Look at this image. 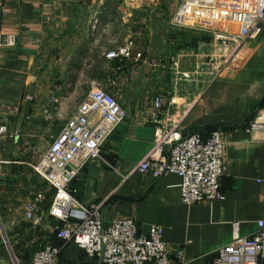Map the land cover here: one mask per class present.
Segmentation results:
<instances>
[{
  "label": "crops",
  "instance_id": "obj_1",
  "mask_svg": "<svg viewBox=\"0 0 264 264\" xmlns=\"http://www.w3.org/2000/svg\"><path fill=\"white\" fill-rule=\"evenodd\" d=\"M150 1L164 6L163 0H0V127L8 130L0 133V264H30L49 244L61 247L60 264H98L57 235L61 222L49 214L54 190L34 166L87 95L88 82L102 80L112 79L113 95L128 116L103 145V158L89 161L70 183L77 199L102 202L106 222L131 218L142 234L161 226L169 248L182 250L171 264H212L233 239L235 222L241 235L258 230L264 219V130L245 126L264 106V20L255 37L235 50L223 48V66L190 98L168 88L170 40L158 42L151 29L137 30L140 9ZM126 44L130 57L106 56ZM95 65L99 71L91 77ZM140 81L148 88H135ZM156 95L163 98L158 116ZM173 121L183 136L221 131L228 166L223 199L184 204L178 174L155 178L138 170L154 147L156 128ZM37 194L43 198L28 218L26 204Z\"/></svg>",
  "mask_w": 264,
  "mask_h": 264
},
{
  "label": "built area",
  "instance_id": "obj_2",
  "mask_svg": "<svg viewBox=\"0 0 264 264\" xmlns=\"http://www.w3.org/2000/svg\"><path fill=\"white\" fill-rule=\"evenodd\" d=\"M264 20V0H182L172 15L176 27H214L216 39L225 46H239L255 37ZM237 27V32L231 28ZM8 43H14L13 37ZM131 44L107 52L108 58L130 57ZM141 57V54H136ZM163 98L156 95L154 116L162 110ZM127 111L117 98L97 82L90 86L73 115L54 137L34 170L53 188L49 214L60 220L57 235L65 242L73 241L86 254L97 257L98 264H171L181 257L182 250H171L162 239L163 229L153 225L142 234L136 222L116 217L106 222L103 203L85 204L77 199L69 185L91 160L103 158L102 148L115 129L126 119ZM246 130H264V106L257 109L245 126ZM5 126L0 133H7ZM227 141L219 129L207 137L200 132L181 135L178 122L158 126L154 147L138 164V170L159 178L168 173L179 175L181 200L184 204L212 202L223 199L221 177L227 171L225 148ZM37 194L26 204V215L34 218ZM258 230L241 235L234 223L233 239L220 247L212 264H257L264 259V219ZM61 247L49 244L36 252L30 264H60Z\"/></svg>",
  "mask_w": 264,
  "mask_h": 264
},
{
  "label": "rangeland",
  "instance_id": "obj_3",
  "mask_svg": "<svg viewBox=\"0 0 264 264\" xmlns=\"http://www.w3.org/2000/svg\"><path fill=\"white\" fill-rule=\"evenodd\" d=\"M182 0H163L164 6H155L154 1L147 2L137 21L138 29L145 32L153 31L152 37L160 42L161 38L170 40V69L169 85L171 90H178L188 97H196L204 86L215 76L226 60L227 49L220 40L216 39V31L220 24L214 27H176L171 23L172 14ZM156 2V1H155ZM158 3V2H157ZM144 28H143V27ZM149 33L145 36L147 38ZM144 37L141 35V38ZM138 38L139 42L142 39ZM149 83V82H148ZM146 81H140L134 87L140 90L147 89ZM92 82H88L91 86ZM99 85L113 94L114 82L102 80ZM86 87V83L84 84ZM127 95V90H122ZM120 102V101H119ZM2 177H0V182ZM24 184L26 179L23 178ZM5 181V178H3Z\"/></svg>",
  "mask_w": 264,
  "mask_h": 264
},
{
  "label": "trees",
  "instance_id": "obj_4",
  "mask_svg": "<svg viewBox=\"0 0 264 264\" xmlns=\"http://www.w3.org/2000/svg\"><path fill=\"white\" fill-rule=\"evenodd\" d=\"M98 71H99V69H98V67L95 65V66H93V68L90 70L89 74H90L91 77H94V76L97 75Z\"/></svg>",
  "mask_w": 264,
  "mask_h": 264
}]
</instances>
